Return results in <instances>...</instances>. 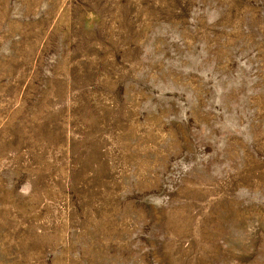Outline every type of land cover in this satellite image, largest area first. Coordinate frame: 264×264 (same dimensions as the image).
<instances>
[{"label":"rangeland","instance_id":"obj_1","mask_svg":"<svg viewBox=\"0 0 264 264\" xmlns=\"http://www.w3.org/2000/svg\"><path fill=\"white\" fill-rule=\"evenodd\" d=\"M0 264H264V0H0Z\"/></svg>","mask_w":264,"mask_h":264}]
</instances>
